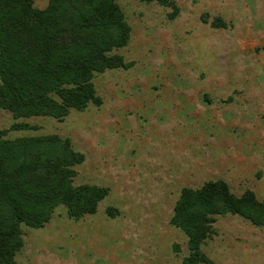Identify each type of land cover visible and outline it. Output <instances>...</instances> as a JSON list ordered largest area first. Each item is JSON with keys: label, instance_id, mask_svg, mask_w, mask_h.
<instances>
[{"label": "rangeland", "instance_id": "374dc122", "mask_svg": "<svg viewBox=\"0 0 264 264\" xmlns=\"http://www.w3.org/2000/svg\"><path fill=\"white\" fill-rule=\"evenodd\" d=\"M174 1L170 19L154 2L118 0L130 66L94 76L100 105L60 121L0 112L5 138L68 139L85 157L74 184L109 189L94 214L59 206L43 227L21 225L17 264H182L186 238L170 219L183 188L223 180L264 198V0ZM202 250L213 264H264V229L219 217Z\"/></svg>", "mask_w": 264, "mask_h": 264}, {"label": "trees", "instance_id": "16d2710c", "mask_svg": "<svg viewBox=\"0 0 264 264\" xmlns=\"http://www.w3.org/2000/svg\"><path fill=\"white\" fill-rule=\"evenodd\" d=\"M178 14L174 0H141ZM224 28L220 19L211 23ZM131 29L118 0H0V112L14 119L35 116L62 120L70 111L100 105L94 76L128 68L119 53ZM26 129V125L15 127ZM0 132V264H17L21 225L41 228L62 206L78 220L94 214L109 189L75 185L85 159L56 134L7 139ZM237 215L264 229V198L246 190L235 196L223 180L183 188L170 224L186 238L182 264H213L202 250L219 217Z\"/></svg>", "mask_w": 264, "mask_h": 264}]
</instances>
